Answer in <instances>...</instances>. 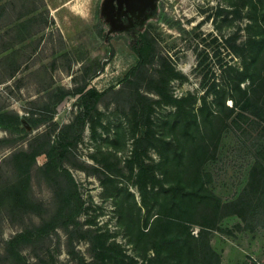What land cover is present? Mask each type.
Returning <instances> with one entry per match:
<instances>
[{
    "label": "rangeland",
    "instance_id": "1",
    "mask_svg": "<svg viewBox=\"0 0 264 264\" xmlns=\"http://www.w3.org/2000/svg\"><path fill=\"white\" fill-rule=\"evenodd\" d=\"M260 38L264 0H0V264H146L162 188L184 171L161 88L192 94L201 116L203 98L239 102L197 156L209 190L235 201L264 162ZM208 238L218 264H264V227L231 214Z\"/></svg>",
    "mask_w": 264,
    "mask_h": 264
},
{
    "label": "trees",
    "instance_id": "2",
    "mask_svg": "<svg viewBox=\"0 0 264 264\" xmlns=\"http://www.w3.org/2000/svg\"><path fill=\"white\" fill-rule=\"evenodd\" d=\"M256 42H264V39L260 38ZM261 47L257 46L255 53L261 51L263 49ZM245 68L247 70V64ZM254 77L256 78L252 79L254 84L251 93L254 110L251 113L264 121V63L256 68ZM235 87L240 89L239 81ZM87 92L92 94L89 107H94L102 93L94 88ZM156 93L161 100L169 97V101L176 106L175 112L169 116V119L173 124V130L180 125L183 130L182 133L175 130L178 136L175 137L177 145L173 159L176 160L178 169L181 170L183 167L184 171L179 170L180 181L176 185L162 188L167 197L160 204L162 207L158 212L160 215L154 219L151 226V232H154L158 226L160 229L157 237L154 238L153 256L146 260V264H218L219 257L212 249L208 235L218 228V222L222 218L236 214L248 227H264V162L256 159L242 193L235 201L223 203L209 190L206 181L203 180L206 174L198 168L197 156L207 155L214 143L218 142L225 123L223 110L234 111L239 107V102L235 96H229L232 100L229 106L226 103L228 98L223 93H219L215 98L217 106L210 105L203 98L204 115L201 116L194 111V106L190 108L192 104L189 100L194 99L192 94L181 97L168 94L166 96L162 88ZM251 95L248 100L251 99ZM193 126L197 130L194 133L198 136H194ZM200 129L202 133L199 132ZM199 138L205 142L201 149L187 150V147L183 146V143L191 141L197 145ZM192 226L199 227L197 235L193 233ZM145 235L150 236V233Z\"/></svg>",
    "mask_w": 264,
    "mask_h": 264
}]
</instances>
